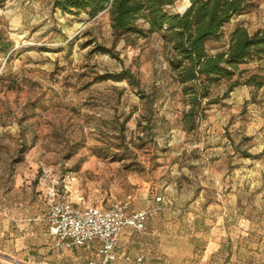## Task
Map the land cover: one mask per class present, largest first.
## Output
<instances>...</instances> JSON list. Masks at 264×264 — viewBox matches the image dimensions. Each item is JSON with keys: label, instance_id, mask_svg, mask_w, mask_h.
I'll return each instance as SVG.
<instances>
[{"label": "rangeland", "instance_id": "rangeland-1", "mask_svg": "<svg viewBox=\"0 0 264 264\" xmlns=\"http://www.w3.org/2000/svg\"><path fill=\"white\" fill-rule=\"evenodd\" d=\"M251 1L220 40L208 43L211 53L228 47L237 25L264 29V0ZM185 3L171 10L181 12ZM0 29L14 41L10 56L0 54V214L27 206L43 211L51 193L86 204L132 195L137 207L154 195L202 197L193 206L206 230L208 207L228 198L255 217L241 257L264 260V86L235 87L188 130V105L160 33L116 40L107 13L63 14L52 0H5ZM97 45L115 56L94 51ZM241 67L245 76L264 77V59ZM126 68L144 93L127 79L100 78ZM244 149L256 156H241ZM190 204L176 206L189 212ZM136 234L141 239L145 231Z\"/></svg>", "mask_w": 264, "mask_h": 264}, {"label": "trees", "instance_id": "trees-1", "mask_svg": "<svg viewBox=\"0 0 264 264\" xmlns=\"http://www.w3.org/2000/svg\"><path fill=\"white\" fill-rule=\"evenodd\" d=\"M178 0H52V9L63 14L94 18L107 13L114 38L129 39L134 35L147 37L160 33L167 48V62L173 79L181 87L188 109L183 118L188 130L194 129L205 118L211 105L229 96L235 87L247 84L264 86V77L258 72L244 75L242 68L254 59H264V29L249 32L237 25L231 32L228 47L215 53L208 48L210 41H218L223 30L235 16L249 11L251 0H186L181 12L171 10ZM5 0H0L3 6ZM90 44V43H85ZM14 41L0 29V54L11 55ZM94 51L111 53L112 49L97 45ZM101 79L124 80L140 93V81L128 68L119 72L104 73ZM223 81L227 88L220 96H213V88ZM128 120V117L125 121ZM124 124V123H123ZM123 133V131H121ZM245 136L244 140H250ZM243 157H254L244 149Z\"/></svg>", "mask_w": 264, "mask_h": 264}, {"label": "crops", "instance_id": "crops-1", "mask_svg": "<svg viewBox=\"0 0 264 264\" xmlns=\"http://www.w3.org/2000/svg\"><path fill=\"white\" fill-rule=\"evenodd\" d=\"M157 196L145 201L143 207L131 203V210H149L142 230L145 235L140 239L138 230L124 229L118 257L112 264H264V260H249L240 255L246 250L245 236L256 228L251 222L254 215L247 213L241 201H234L231 206L228 198L216 200L214 207H208L210 225L203 230L198 208L193 206L202 197L160 195L162 199L157 201ZM189 202V212L176 206ZM45 211L27 206L11 215L0 214V264H86L97 257L95 241L73 248L56 245L48 223L41 219ZM156 234L161 237L157 245ZM200 236L205 238L202 247Z\"/></svg>", "mask_w": 264, "mask_h": 264}, {"label": "built area", "instance_id": "built-area-1", "mask_svg": "<svg viewBox=\"0 0 264 264\" xmlns=\"http://www.w3.org/2000/svg\"><path fill=\"white\" fill-rule=\"evenodd\" d=\"M162 197L158 195L157 201ZM132 195L109 203H75L66 194L51 193L48 207L41 217L56 239V245L73 248L97 242V257L86 264H112L120 248V234L126 228L142 231L146 227L149 210H131ZM138 260H142L139 257Z\"/></svg>", "mask_w": 264, "mask_h": 264}]
</instances>
